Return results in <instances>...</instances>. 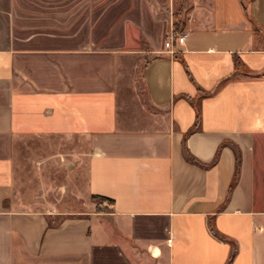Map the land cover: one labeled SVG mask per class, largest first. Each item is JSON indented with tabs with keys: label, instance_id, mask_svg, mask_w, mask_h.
Returning <instances> with one entry per match:
<instances>
[{
	"label": "crops",
	"instance_id": "0c3cea01",
	"mask_svg": "<svg viewBox=\"0 0 264 264\" xmlns=\"http://www.w3.org/2000/svg\"><path fill=\"white\" fill-rule=\"evenodd\" d=\"M174 3L10 0L0 264H264V0ZM43 137L80 142L108 210L14 209L18 143Z\"/></svg>",
	"mask_w": 264,
	"mask_h": 264
},
{
	"label": "rangeland",
	"instance_id": "374dc122",
	"mask_svg": "<svg viewBox=\"0 0 264 264\" xmlns=\"http://www.w3.org/2000/svg\"><path fill=\"white\" fill-rule=\"evenodd\" d=\"M179 4L180 0H175L171 11L174 20L175 14L180 10ZM13 10V17L17 19L18 14L11 7L10 0H0V46L6 41L10 13ZM20 11L23 8L20 7ZM135 57L138 56H131L133 65L139 63ZM137 93L144 96L142 91ZM125 97L126 94L122 92L121 99ZM18 145L20 147L15 155L14 209L51 210L59 213L52 217L54 221L69 216H81L98 209H109L110 204L106 207L105 203L100 204L98 199L88 193L87 161L75 160L67 154L80 147L77 139L26 138Z\"/></svg>",
	"mask_w": 264,
	"mask_h": 264
},
{
	"label": "trees",
	"instance_id": "16d2710c",
	"mask_svg": "<svg viewBox=\"0 0 264 264\" xmlns=\"http://www.w3.org/2000/svg\"><path fill=\"white\" fill-rule=\"evenodd\" d=\"M176 32L178 33L177 30H176ZM177 36H178V34H177ZM236 64L239 65V60L237 58H236ZM193 104L196 107V113H197V119H196V124H195L194 130H198L199 129V125L201 124V121H202V113H201V109L196 105V103L193 102ZM187 137H188V134L185 136V142H184V145H185V149L184 150H185V156H186L187 160L190 161L191 163L204 166L196 158H194L192 156V154L187 150V148H186V139H187ZM96 199L99 200L100 204L105 203V202H112V200H110L109 198H104V197H96ZM98 211H102V210L98 209ZM210 229H211L212 233L214 234V236H216L217 238H219V239H221L223 241H226V242H231L226 237L220 235L212 226L210 227ZM235 254H236V251L233 252L228 264H231L233 258L235 257Z\"/></svg>",
	"mask_w": 264,
	"mask_h": 264
},
{
	"label": "built area",
	"instance_id": "2783aa9c",
	"mask_svg": "<svg viewBox=\"0 0 264 264\" xmlns=\"http://www.w3.org/2000/svg\"><path fill=\"white\" fill-rule=\"evenodd\" d=\"M187 34H181L180 36H175L174 33L170 35L169 40L165 43V49L170 54H175V43H179L180 45L185 44L187 39Z\"/></svg>",
	"mask_w": 264,
	"mask_h": 264
}]
</instances>
